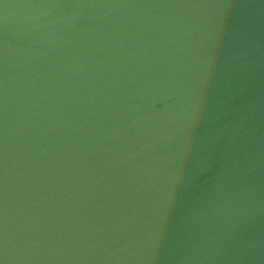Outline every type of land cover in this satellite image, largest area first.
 Listing matches in <instances>:
<instances>
[{
	"label": "water",
	"instance_id": "1",
	"mask_svg": "<svg viewBox=\"0 0 264 264\" xmlns=\"http://www.w3.org/2000/svg\"><path fill=\"white\" fill-rule=\"evenodd\" d=\"M0 264H264V0H0Z\"/></svg>",
	"mask_w": 264,
	"mask_h": 264
}]
</instances>
